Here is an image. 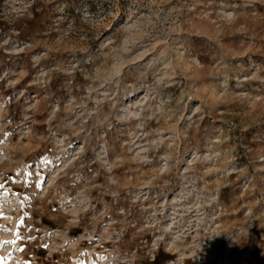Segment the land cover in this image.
I'll use <instances>...</instances> for the list:
<instances>
[{"label": "rangeland", "instance_id": "obj_1", "mask_svg": "<svg viewBox=\"0 0 264 264\" xmlns=\"http://www.w3.org/2000/svg\"><path fill=\"white\" fill-rule=\"evenodd\" d=\"M0 264H264V0H0Z\"/></svg>", "mask_w": 264, "mask_h": 264}, {"label": "snow or ice", "instance_id": "obj_2", "mask_svg": "<svg viewBox=\"0 0 264 264\" xmlns=\"http://www.w3.org/2000/svg\"><path fill=\"white\" fill-rule=\"evenodd\" d=\"M3 243H11V242H3Z\"/></svg>", "mask_w": 264, "mask_h": 264}]
</instances>
